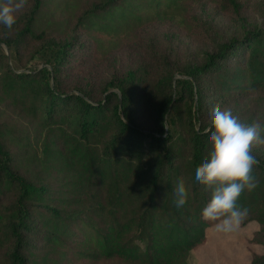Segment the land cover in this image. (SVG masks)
Returning a JSON list of instances; mask_svg holds the SVG:
<instances>
[{
    "label": "trees",
    "instance_id": "16d2710c",
    "mask_svg": "<svg viewBox=\"0 0 264 264\" xmlns=\"http://www.w3.org/2000/svg\"><path fill=\"white\" fill-rule=\"evenodd\" d=\"M182 1L97 0L80 12L74 37L55 39L32 32L41 0H24L12 28L0 25V45L9 51L0 49V112L14 106L36 126L32 172L24 170L26 159L14 152L0 120V264H49L67 255L188 264L190 252L205 242L215 222L203 220L200 210L211 189L188 183L207 159L198 129L211 109L255 94L264 105V26L215 42L202 62L179 64L152 50L147 59L135 53L118 64L108 53L109 70L100 78L91 72L93 46L79 34L90 15H129L131 32L176 15ZM240 120L264 126V110ZM260 144L252 148L260 161L252 172L257 185L238 203L249 209L240 224L256 222L252 242L264 247ZM177 185L182 207L171 213ZM251 264H264V254Z\"/></svg>",
    "mask_w": 264,
    "mask_h": 264
},
{
    "label": "rangeland",
    "instance_id": "374dc122",
    "mask_svg": "<svg viewBox=\"0 0 264 264\" xmlns=\"http://www.w3.org/2000/svg\"><path fill=\"white\" fill-rule=\"evenodd\" d=\"M95 1L41 0L32 32L55 39L74 37L80 12ZM230 4L238 5L239 13H235ZM111 14L108 17L90 15L79 28L80 38L93 46L91 72L98 78L109 70L105 63L108 53L115 54L118 64H127V59L135 53L147 59V54L152 50L168 55L179 64L202 62L204 55L214 48L215 42L237 37L243 29L263 27L264 0H183L176 15L164 20H152L131 32V16L127 15L121 20ZM34 47L38 48L39 44L28 47L23 56L27 59L21 62L22 65H25ZM0 49L9 56L5 46L0 45ZM30 64L35 67L37 62ZM257 98L255 94L220 109H231L239 119L250 114L260 115L264 105H260ZM0 116L9 134L11 132L10 143L15 146L14 152L23 154L21 161L26 159L24 170L33 172L28 157H33L30 145L35 141L36 126L14 106L1 109ZM259 148L264 150V144H260ZM258 229L256 222H249L239 224L233 232L224 234L218 232L214 225L206 230L205 242L190 252L188 264H251L252 256L264 254V247L252 242ZM53 257L56 261L49 264H124L117 259L88 262L67 255L60 262L57 256Z\"/></svg>",
    "mask_w": 264,
    "mask_h": 264
},
{
    "label": "clouds",
    "instance_id": "9594fccd",
    "mask_svg": "<svg viewBox=\"0 0 264 264\" xmlns=\"http://www.w3.org/2000/svg\"><path fill=\"white\" fill-rule=\"evenodd\" d=\"M23 4L24 0H0V25L12 28L17 20L15 13ZM198 131L205 137L207 159L191 173L188 183L192 188L203 185L211 189L200 216L215 222L216 230L227 234L248 215L249 209L238 201L245 190L257 185L252 172L260 161L252 148L264 143V126L242 122L231 109H211ZM181 207L182 195L177 185L170 196L169 211L177 213Z\"/></svg>",
    "mask_w": 264,
    "mask_h": 264
}]
</instances>
